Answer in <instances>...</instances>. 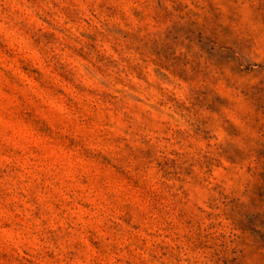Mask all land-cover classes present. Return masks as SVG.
<instances>
[{"label":"rangeland","instance_id":"374dc122","mask_svg":"<svg viewBox=\"0 0 264 264\" xmlns=\"http://www.w3.org/2000/svg\"><path fill=\"white\" fill-rule=\"evenodd\" d=\"M0 264H264V0H0Z\"/></svg>","mask_w":264,"mask_h":264}]
</instances>
